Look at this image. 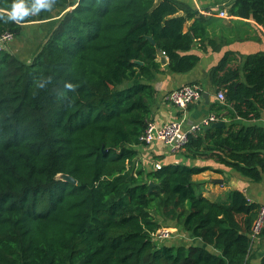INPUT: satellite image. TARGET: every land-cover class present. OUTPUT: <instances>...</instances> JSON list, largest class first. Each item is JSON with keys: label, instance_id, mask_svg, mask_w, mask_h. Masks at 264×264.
Returning a JSON list of instances; mask_svg holds the SVG:
<instances>
[{"label": "trees", "instance_id": "obj_1", "mask_svg": "<svg viewBox=\"0 0 264 264\" xmlns=\"http://www.w3.org/2000/svg\"><path fill=\"white\" fill-rule=\"evenodd\" d=\"M13 2L0 0V33L17 35L22 23L62 12L29 62L0 51V264L245 262L260 204L236 188L224 199L203 195L192 176L208 166L145 170L137 159L152 120L153 81L163 71L157 50L170 71L191 70L199 56L188 51L197 40L212 42L210 17L177 0H54L51 9L12 21ZM229 13L264 26V0H235ZM236 57L227 51L210 69L224 93L210 112L228 123L191 134L179 153L258 182L264 126L237 119L264 117V50L231 67ZM156 216L201 243L159 244L151 237L161 226Z\"/></svg>", "mask_w": 264, "mask_h": 264}, {"label": "crops", "instance_id": "obj_2", "mask_svg": "<svg viewBox=\"0 0 264 264\" xmlns=\"http://www.w3.org/2000/svg\"><path fill=\"white\" fill-rule=\"evenodd\" d=\"M188 4L191 8L209 18L207 30L209 39L197 40L188 51L199 56L198 63L189 71L172 72L167 68V57L163 71L156 74L153 84L157 90L153 106L152 120L157 124H164L173 119H182L184 126L196 122L210 112V104L221 102L216 96V87L210 79V69L224 55L231 51L236 53V60L230 63L231 67L241 66L246 54L264 50V26L257 23L252 17H240L229 13V8L235 0H177ZM226 10L227 15H219L220 10ZM210 10V12H207ZM182 14V11L178 12ZM49 19H34L22 23L21 32L14 35L7 46V50L17 55L23 61L29 62L36 49L45 41L50 30ZM192 19L184 23L187 30ZM40 24V25H38ZM37 26L36 29H34ZM160 59V57H159ZM242 73V72H241ZM184 84H197L201 87V96L185 108H178L166 99L167 93ZM203 93L206 94L203 96ZM224 120V119H223ZM244 125L260 124L264 126L263 117L252 120L237 119ZM225 124H226V120ZM228 123V122H227ZM137 159L145 170H151L157 165L182 162L185 164L208 166V169L194 174L192 179L199 185L203 195L211 199H224V192L236 188L241 190L250 200L260 205L264 204V174L258 182L240 174L232 167L225 166L212 158H187L180 153H171L161 141L150 144H139ZM219 170V171H216ZM222 179V182L215 180ZM264 229V225H263ZM187 239V243L200 244V238L192 237L187 232L180 234ZM171 244H179L173 242ZM264 255V231L250 244L245 264H259Z\"/></svg>", "mask_w": 264, "mask_h": 264}, {"label": "built area", "instance_id": "obj_3", "mask_svg": "<svg viewBox=\"0 0 264 264\" xmlns=\"http://www.w3.org/2000/svg\"><path fill=\"white\" fill-rule=\"evenodd\" d=\"M207 12H210V10L206 11V13ZM219 15L226 16V10H220ZM13 37L14 34L8 30L0 33V51L7 49V46ZM201 92L202 89L197 84H184L178 88L170 90L166 95V99L178 108H185L189 103L196 101L201 96ZM216 96L222 101L224 99L223 91L218 90ZM217 120L218 118L213 113L206 114L196 122L190 123L188 126H184L182 119L177 118L161 125L157 124L154 120H150L146 123L145 128L141 132L139 140L142 144L161 141L168 147L171 153H178L185 147L191 134L201 132L205 126H208ZM157 167H159V165H157ZM263 225L264 204L260 206L258 215L252 224L250 232L251 242L260 234ZM172 234L171 227L160 226L151 233V237L154 240L162 241L172 237ZM245 262L242 264H245Z\"/></svg>", "mask_w": 264, "mask_h": 264}, {"label": "clouds", "instance_id": "obj_4", "mask_svg": "<svg viewBox=\"0 0 264 264\" xmlns=\"http://www.w3.org/2000/svg\"><path fill=\"white\" fill-rule=\"evenodd\" d=\"M53 4L54 0H33L30 6H26L23 0H14L11 9L7 13L6 19L17 21L24 16L37 14L41 9H51ZM44 85V81H38V87H44ZM68 87H71V85H68Z\"/></svg>", "mask_w": 264, "mask_h": 264}, {"label": "rangeland", "instance_id": "obj_5", "mask_svg": "<svg viewBox=\"0 0 264 264\" xmlns=\"http://www.w3.org/2000/svg\"><path fill=\"white\" fill-rule=\"evenodd\" d=\"M61 12L62 11L59 8L51 10L50 16L47 18V19H49L48 24L50 26V29L52 28L54 23L57 21V18L60 17ZM38 25H40V24H38ZM36 28H37V26L34 29H36ZM156 218H158L161 221V223H160L161 226H169V227H171L172 232H173V234H172L173 236L172 237H170L168 239H165V240H162V241L156 240V242H158L159 244H171L174 241L177 242V243H179V242H183V243L187 242V239L183 238L180 235V234H182L183 230L181 229V227L175 221L163 220L162 218H160L158 216H156Z\"/></svg>", "mask_w": 264, "mask_h": 264}, {"label": "water", "instance_id": "obj_6", "mask_svg": "<svg viewBox=\"0 0 264 264\" xmlns=\"http://www.w3.org/2000/svg\"><path fill=\"white\" fill-rule=\"evenodd\" d=\"M147 37L152 43L155 42L154 39L152 38V36L149 35ZM157 55L160 57V60H161L162 64H164L166 60H165V56L163 55V52L161 50H157ZM205 95L206 94L203 93V96H205ZM214 126L215 127H223V126H225V121L224 120L214 121L210 125L205 126L204 130H206V129L210 128V127H214ZM56 177L59 178V179H62V180H66V181L76 182V180L72 176H70L68 174H65V173H58L56 175ZM215 181L222 182V179H217ZM148 185H149L148 192H150L152 187L154 185H156V183L154 181H150Z\"/></svg>", "mask_w": 264, "mask_h": 264}]
</instances>
